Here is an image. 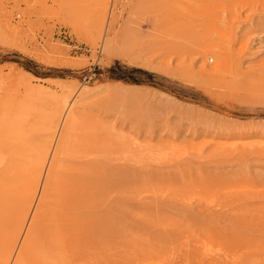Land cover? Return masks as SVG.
I'll return each mask as SVG.
<instances>
[{"label":"rangeland","instance_id":"1","mask_svg":"<svg viewBox=\"0 0 264 264\" xmlns=\"http://www.w3.org/2000/svg\"><path fill=\"white\" fill-rule=\"evenodd\" d=\"M97 2L0 0L4 74L92 87L43 238L69 264H264V0H110L101 37Z\"/></svg>","mask_w":264,"mask_h":264},{"label":"bare ground","instance_id":"2","mask_svg":"<svg viewBox=\"0 0 264 264\" xmlns=\"http://www.w3.org/2000/svg\"><path fill=\"white\" fill-rule=\"evenodd\" d=\"M109 3L110 0L97 2L99 37L109 14ZM7 25L10 32H19L12 21ZM208 56L216 58L214 65H208ZM203 57L205 62L200 75L214 76L225 71L226 62L216 46H207ZM3 72L0 68V264H69L67 258L60 256L43 238L42 226L48 215L49 192L62 171L58 161H64L75 152L85 132L84 121L75 109L90 96L92 87L73 85L61 79H42L16 65H11L7 74ZM77 91L81 98L75 102ZM108 131L115 134L116 140L124 139L122 134L110 128ZM8 193L18 196L17 206L6 201L4 195ZM32 210L33 218L26 226ZM90 218L88 216L87 221ZM74 221H78L77 217L62 214L60 227L71 226L73 230ZM21 237L22 246L13 259Z\"/></svg>","mask_w":264,"mask_h":264}]
</instances>
